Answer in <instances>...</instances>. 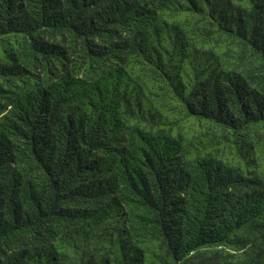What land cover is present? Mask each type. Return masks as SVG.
<instances>
[{
    "label": "trees",
    "instance_id": "obj_1",
    "mask_svg": "<svg viewBox=\"0 0 264 264\" xmlns=\"http://www.w3.org/2000/svg\"><path fill=\"white\" fill-rule=\"evenodd\" d=\"M0 264H264V0H0Z\"/></svg>",
    "mask_w": 264,
    "mask_h": 264
}]
</instances>
